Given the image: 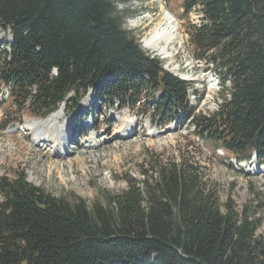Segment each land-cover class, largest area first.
Returning <instances> with one entry per match:
<instances>
[{"label": "trees", "instance_id": "1", "mask_svg": "<svg viewBox=\"0 0 264 264\" xmlns=\"http://www.w3.org/2000/svg\"><path fill=\"white\" fill-rule=\"evenodd\" d=\"M181 9L199 13L188 43L223 90L208 116L195 114L187 83L123 28L115 0H0V28L12 35L0 83L12 107L39 119L61 104L73 109L88 91L110 105L147 102L157 125L188 122L238 161L255 154L264 164V0H183ZM142 174L91 206L47 195L24 174L0 178V264H264L255 211L264 196L222 209L187 160H156Z\"/></svg>", "mask_w": 264, "mask_h": 264}, {"label": "rangeland", "instance_id": "2", "mask_svg": "<svg viewBox=\"0 0 264 264\" xmlns=\"http://www.w3.org/2000/svg\"><path fill=\"white\" fill-rule=\"evenodd\" d=\"M182 1L115 0V4L117 13L123 18V28L134 34L142 49V42L153 34L155 24L160 20V7H164L174 17L180 27L181 41L169 49L173 57L163 60L152 50H143L158 59L166 72L180 79L190 77L193 80L189 83V105L194 108L195 114L208 116L216 112L221 104L223 90L218 74L213 70H206L204 63L196 62L193 58L187 29L190 24H199L200 15L194 11L188 17L184 16ZM132 22L135 26H131ZM7 34L8 32L0 30V44L6 43ZM1 51L0 48V61L3 57ZM1 84L0 178L14 179L24 174L27 183L52 197L69 201L83 199L89 206L93 203L104 205L108 197L125 191L129 180H141L142 172L148 171L149 164L156 160L163 165L187 160L198 167L207 187L216 194L220 208L231 199L236 209L240 210L249 204L252 197L264 196L263 174L243 172V165L246 164L244 168L247 170L250 164L238 162L235 156L222 149L220 142L198 139L194 135V127L188 122H168L161 128L152 121L153 110L143 104L136 108L124 106L126 109H122L116 101L110 105L109 102L95 98L90 92L72 110L69 105L61 106L62 109L59 110L62 112L60 120L68 121L69 124L68 149L71 153L61 158L49 156L46 149L51 147V143L42 147L34 146L31 132L23 128L28 121L39 118H35L27 110L18 112L12 107L11 96L8 94L7 97L1 91ZM122 112H126L135 122V130L128 139H114L113 132L118 123L112 117L119 116ZM17 119L19 123L15 124ZM70 124L77 126V130L84 132V135L79 137L76 133L72 138ZM90 124H94V129L96 127L95 132H90L91 135H96L102 141L94 149L84 146L90 136L87 132ZM169 128L171 130H167ZM154 133L160 135L154 137ZM255 211L262 219L258 235H264V207Z\"/></svg>", "mask_w": 264, "mask_h": 264}, {"label": "bare ground", "instance_id": "3", "mask_svg": "<svg viewBox=\"0 0 264 264\" xmlns=\"http://www.w3.org/2000/svg\"><path fill=\"white\" fill-rule=\"evenodd\" d=\"M161 17L157 24H155L153 34L142 42L143 49L152 50L157 53L161 59H170L173 57L169 53V49L173 48L177 43L181 41L180 27L175 21L174 17L170 15L164 7H160ZM131 26H135L132 22ZM11 43V35H8L6 43ZM7 49V48H6ZM7 51H9L7 49ZM188 80L191 78L188 77ZM193 81V80H191ZM6 93V90L4 91ZM57 112V111H56ZM55 113V112H54ZM53 113V114H54ZM52 115V114H51ZM49 116L44 120H34L28 121L24 124L23 128L26 131L31 132L32 144L37 147H42L46 143H51V147L46 149V154L51 156L54 155L58 158L63 157L67 153H71V150L68 149V137L67 133L68 121L60 120L62 119V112H58L54 116ZM118 123L116 125V131L113 132V138L118 139H128L132 135V130L134 128L135 122L130 119L126 112H122L118 117H112ZM121 121V125H120ZM152 129H148L151 131ZM171 130V128L167 129ZM150 133V132H149ZM160 133L153 134L154 137H157ZM73 138L71 133L70 135ZM82 143L86 148H96L99 147L101 141L97 138L96 135H91L87 137L86 141ZM71 164V163H69ZM70 166V165H68ZM264 175V166L259 167V172ZM62 179V178H61Z\"/></svg>", "mask_w": 264, "mask_h": 264}]
</instances>
